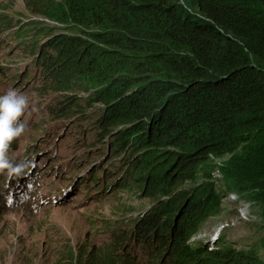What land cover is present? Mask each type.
<instances>
[{
	"label": "trees",
	"instance_id": "trees-1",
	"mask_svg": "<svg viewBox=\"0 0 264 264\" xmlns=\"http://www.w3.org/2000/svg\"><path fill=\"white\" fill-rule=\"evenodd\" d=\"M37 7L56 28L0 13V33L17 28L21 52L36 55L32 74L55 95L53 120L101 106L97 141L119 161L100 158L87 169L103 166L102 176L85 179L100 182L110 167L123 168L113 186L158 197L128 243L120 234L110 245H77L55 264H141L139 253H152L145 264H264V234L244 247L222 235L190 237L230 193L258 203L264 220V0Z\"/></svg>",
	"mask_w": 264,
	"mask_h": 264
},
{
	"label": "rangeland",
	"instance_id": "rangeland-1",
	"mask_svg": "<svg viewBox=\"0 0 264 264\" xmlns=\"http://www.w3.org/2000/svg\"><path fill=\"white\" fill-rule=\"evenodd\" d=\"M44 1L0 0V13L11 20L34 19L56 28L39 12L37 6ZM12 27L0 33V93L15 89L28 95L30 104L23 117L25 131L12 142L8 154L14 163L18 159L35 161L33 172L38 178L32 193L12 206L4 203L2 196L7 190L0 178V264H55L62 252L77 245H110L114 236L120 241V234L127 235L123 244L128 243L140 217L158 197L146 196L134 186H113L123 168L110 167L111 173L100 181L101 186L99 181L92 184L90 178L85 179L86 173L91 176L99 170L97 175L102 176L103 166L87 169L100 158L106 166L119 161H110V148L105 141H97L96 116L101 106L95 103L90 110L53 120L50 108L55 95L45 92L38 76L32 74L36 55L21 52L24 46L13 37L17 28ZM103 184L113 187L105 190ZM226 186L221 181L217 184L218 189ZM263 223L258 203L230 193L219 211L202 219L190 237L211 241L222 235L235 247H244L264 234ZM127 245L132 251V244ZM114 246L121 252L122 247ZM151 255L139 253L141 264Z\"/></svg>",
	"mask_w": 264,
	"mask_h": 264
},
{
	"label": "clouds",
	"instance_id": "clouds-1",
	"mask_svg": "<svg viewBox=\"0 0 264 264\" xmlns=\"http://www.w3.org/2000/svg\"><path fill=\"white\" fill-rule=\"evenodd\" d=\"M29 104V97L23 92L8 89L0 93V178L7 190L3 192L2 197L4 203L9 206L31 194L32 185L36 181V174L33 172L35 161L21 162V159H18L14 163L8 154L12 142L25 131L26 123L23 117Z\"/></svg>",
	"mask_w": 264,
	"mask_h": 264
},
{
	"label": "bare ground",
	"instance_id": "bare-ground-1",
	"mask_svg": "<svg viewBox=\"0 0 264 264\" xmlns=\"http://www.w3.org/2000/svg\"><path fill=\"white\" fill-rule=\"evenodd\" d=\"M36 172V171H35Z\"/></svg>",
	"mask_w": 264,
	"mask_h": 264
}]
</instances>
